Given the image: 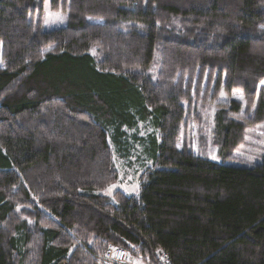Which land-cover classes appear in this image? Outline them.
<instances>
[{"label": "trees", "instance_id": "16d2710c", "mask_svg": "<svg viewBox=\"0 0 264 264\" xmlns=\"http://www.w3.org/2000/svg\"><path fill=\"white\" fill-rule=\"evenodd\" d=\"M43 2L0 0V264H97L112 245L264 264V157L233 162L264 122V0H52L68 22L48 31ZM221 88L245 104L216 112L214 160L184 134ZM141 123L139 194H104L111 143Z\"/></svg>", "mask_w": 264, "mask_h": 264}, {"label": "rangeland", "instance_id": "374dc122", "mask_svg": "<svg viewBox=\"0 0 264 264\" xmlns=\"http://www.w3.org/2000/svg\"><path fill=\"white\" fill-rule=\"evenodd\" d=\"M34 20L35 24L38 23L43 31H48L65 26L68 22V12L62 7H54L52 0H44L41 10L34 12ZM232 99L241 100L245 104L244 95L241 91L226 92L221 88L215 98L208 95L203 101L204 104L199 102L197 108H191L189 113L191 120H189L184 137L195 153L220 160L219 148L214 145L213 140L215 115L223 104H228ZM253 111L254 108H251L248 113H245V108H243L239 116H251ZM246 130L244 142L234 152L238 161L233 162L252 166L264 157V122L249 126ZM149 131L150 127L141 123L138 129L128 130L122 147L111 143L114 151V155L112 154L113 162L118 171V176L104 194L112 196L117 191L135 196L139 194L142 175L146 172V168L153 164L152 161L146 159L147 154L143 151L144 144L138 137L147 135ZM139 264L147 263L140 260Z\"/></svg>", "mask_w": 264, "mask_h": 264}, {"label": "built area", "instance_id": "2783aa9c", "mask_svg": "<svg viewBox=\"0 0 264 264\" xmlns=\"http://www.w3.org/2000/svg\"><path fill=\"white\" fill-rule=\"evenodd\" d=\"M154 257L155 264H175L172 256L165 250H157ZM97 264H139V260L129 249L120 245H112L99 256Z\"/></svg>", "mask_w": 264, "mask_h": 264}]
</instances>
